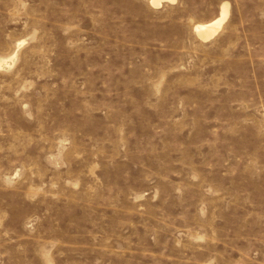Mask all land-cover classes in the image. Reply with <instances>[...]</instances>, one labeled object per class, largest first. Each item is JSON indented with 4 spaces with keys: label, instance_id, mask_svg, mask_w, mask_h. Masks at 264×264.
<instances>
[{
    "label": "rangeland",
    "instance_id": "1",
    "mask_svg": "<svg viewBox=\"0 0 264 264\" xmlns=\"http://www.w3.org/2000/svg\"><path fill=\"white\" fill-rule=\"evenodd\" d=\"M0 60V264H264V0H0Z\"/></svg>",
    "mask_w": 264,
    "mask_h": 264
},
{
    "label": "bare ground",
    "instance_id": "2",
    "mask_svg": "<svg viewBox=\"0 0 264 264\" xmlns=\"http://www.w3.org/2000/svg\"><path fill=\"white\" fill-rule=\"evenodd\" d=\"M162 1L163 0H152V2L155 5H160L162 3ZM170 1H174V0H170ZM226 15H227L226 10L222 9V16H220L219 19H217L213 22H209V23L198 24L196 26L198 33L203 38H209V37L213 36L214 34H216L218 32L219 28L221 27V23L225 19ZM2 61H3V59H2Z\"/></svg>",
    "mask_w": 264,
    "mask_h": 264
}]
</instances>
